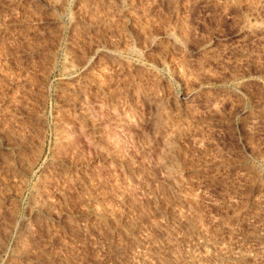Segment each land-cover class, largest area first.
<instances>
[{"label":"rangeland","instance_id":"rangeland-1","mask_svg":"<svg viewBox=\"0 0 264 264\" xmlns=\"http://www.w3.org/2000/svg\"><path fill=\"white\" fill-rule=\"evenodd\" d=\"M0 264H264V0H0Z\"/></svg>","mask_w":264,"mask_h":264}]
</instances>
